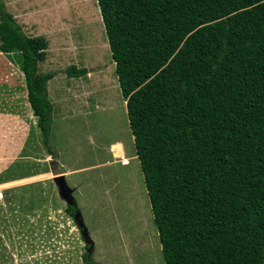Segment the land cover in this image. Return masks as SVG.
Segmentation results:
<instances>
[{
  "label": "trees",
  "instance_id": "16d2710c",
  "mask_svg": "<svg viewBox=\"0 0 264 264\" xmlns=\"http://www.w3.org/2000/svg\"><path fill=\"white\" fill-rule=\"evenodd\" d=\"M97 2L165 264H264V0ZM48 46L0 0V50L52 151Z\"/></svg>",
  "mask_w": 264,
  "mask_h": 264
},
{
  "label": "rangeland",
  "instance_id": "374dc122",
  "mask_svg": "<svg viewBox=\"0 0 264 264\" xmlns=\"http://www.w3.org/2000/svg\"><path fill=\"white\" fill-rule=\"evenodd\" d=\"M5 3L27 35L46 37L39 68L55 76L48 82L52 151L28 112L25 158L0 170V178H17L4 184L0 200V264H84L81 226L99 264H165L97 0ZM72 65L89 72L70 77ZM24 85L20 67L0 50V112L14 114L15 100L21 109ZM62 173L77 204L74 215L54 181Z\"/></svg>",
  "mask_w": 264,
  "mask_h": 264
},
{
  "label": "crops",
  "instance_id": "0c3cea01",
  "mask_svg": "<svg viewBox=\"0 0 264 264\" xmlns=\"http://www.w3.org/2000/svg\"><path fill=\"white\" fill-rule=\"evenodd\" d=\"M20 94L26 96L25 100H22L23 104L21 105V109L19 110L17 106L19 101L15 100L14 106V114L7 116V112L3 114V111L0 112V170L7 171L15 162L19 159L25 158V148L27 144V137L30 135L31 124L29 121V116L27 113L29 112L35 118L32 108H30L31 104L28 99V89L26 87V83L24 87H20ZM17 99V97H16ZM21 102V101H20ZM54 104V103H53ZM127 104V103H126ZM121 144L118 142L114 145ZM24 156V157H23ZM18 162V161H17ZM2 174V173H1ZM0 174V175H1ZM64 174V173H62ZM65 175V174H64ZM0 182L7 183L9 181H13L16 179H4L2 176L0 178Z\"/></svg>",
  "mask_w": 264,
  "mask_h": 264
},
{
  "label": "water",
  "instance_id": "95a60500",
  "mask_svg": "<svg viewBox=\"0 0 264 264\" xmlns=\"http://www.w3.org/2000/svg\"><path fill=\"white\" fill-rule=\"evenodd\" d=\"M54 181L56 182L57 186L60 190V195L69 203V205H75L77 206L75 200L70 194V189L67 186V181L64 174H59L54 176ZM75 217L77 219H80V222L83 223L82 215L80 211H77L75 213Z\"/></svg>",
  "mask_w": 264,
  "mask_h": 264
},
{
  "label": "built area",
  "instance_id": "2783aa9c",
  "mask_svg": "<svg viewBox=\"0 0 264 264\" xmlns=\"http://www.w3.org/2000/svg\"><path fill=\"white\" fill-rule=\"evenodd\" d=\"M127 161L130 162L129 160ZM121 163L123 164L124 161H121ZM5 191H6V188L4 187V183L0 182V200L4 199Z\"/></svg>",
  "mask_w": 264,
  "mask_h": 264
},
{
  "label": "bare ground",
  "instance_id": "6f19581e",
  "mask_svg": "<svg viewBox=\"0 0 264 264\" xmlns=\"http://www.w3.org/2000/svg\"><path fill=\"white\" fill-rule=\"evenodd\" d=\"M127 163V162H126Z\"/></svg>",
  "mask_w": 264,
  "mask_h": 264
}]
</instances>
